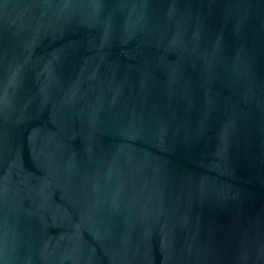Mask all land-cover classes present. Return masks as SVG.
<instances>
[{
	"label": "water",
	"instance_id": "obj_1",
	"mask_svg": "<svg viewBox=\"0 0 264 264\" xmlns=\"http://www.w3.org/2000/svg\"><path fill=\"white\" fill-rule=\"evenodd\" d=\"M0 264H264V0H0Z\"/></svg>",
	"mask_w": 264,
	"mask_h": 264
}]
</instances>
